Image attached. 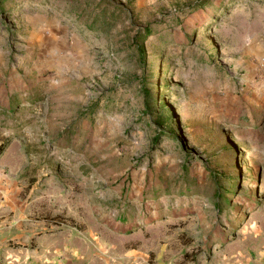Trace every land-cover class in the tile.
Listing matches in <instances>:
<instances>
[{
  "label": "rangeland",
  "instance_id": "1",
  "mask_svg": "<svg viewBox=\"0 0 264 264\" xmlns=\"http://www.w3.org/2000/svg\"><path fill=\"white\" fill-rule=\"evenodd\" d=\"M5 142L0 264L264 259V0H3Z\"/></svg>",
  "mask_w": 264,
  "mask_h": 264
},
{
  "label": "trees",
  "instance_id": "2",
  "mask_svg": "<svg viewBox=\"0 0 264 264\" xmlns=\"http://www.w3.org/2000/svg\"><path fill=\"white\" fill-rule=\"evenodd\" d=\"M3 0H0V6H1V2ZM151 34V29L148 27V25H143L141 26L140 28H138L133 36H132V39L131 41L133 42V45L135 46V50H136V53H137V56L139 59H141L142 61L144 60V55H145V49H144V41L146 39V37L148 35ZM141 91L143 92V95L145 93V95L147 94V90L146 88H142ZM6 142L3 143V144H0V153L2 152L4 146H5ZM218 199V197H217ZM224 203L226 205L227 203V198H224ZM212 205H216V207L218 208V204L216 203H213Z\"/></svg>",
  "mask_w": 264,
  "mask_h": 264
},
{
  "label": "crops",
  "instance_id": "3",
  "mask_svg": "<svg viewBox=\"0 0 264 264\" xmlns=\"http://www.w3.org/2000/svg\"><path fill=\"white\" fill-rule=\"evenodd\" d=\"M3 233L4 234H2L0 232V255H3L4 251L7 249V247H5V245H4L5 243H3V242H6V240H7L6 233L5 232H3ZM240 264H264V259H261L259 261L253 262V263H250L249 261H245L244 263H240Z\"/></svg>",
  "mask_w": 264,
  "mask_h": 264
}]
</instances>
